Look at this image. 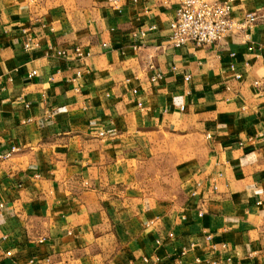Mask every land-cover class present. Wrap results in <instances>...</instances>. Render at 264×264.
<instances>
[{"label": "crops", "instance_id": "1", "mask_svg": "<svg viewBox=\"0 0 264 264\" xmlns=\"http://www.w3.org/2000/svg\"><path fill=\"white\" fill-rule=\"evenodd\" d=\"M178 1L0 0V264H264V0L175 48Z\"/></svg>", "mask_w": 264, "mask_h": 264}, {"label": "built area", "instance_id": "2", "mask_svg": "<svg viewBox=\"0 0 264 264\" xmlns=\"http://www.w3.org/2000/svg\"><path fill=\"white\" fill-rule=\"evenodd\" d=\"M233 0L223 1H208V0H179L174 10V14L168 23L169 28V40L170 44L179 48L187 44H193L194 46H206L211 44H220L227 35L236 32H244V37L247 36V29L253 27L259 17L257 13L250 11L245 12L241 19H236L232 16ZM153 29V26L148 28ZM140 35H144V31L139 32ZM37 44L32 43L28 39L24 43V48L29 50L35 47ZM73 54L79 59H84L89 54L84 53L80 47L76 46L72 50ZM58 56H66L67 52L64 49H58L55 51ZM233 66H231V69ZM36 74V71H32L29 76ZM81 70H77L75 77H81ZM161 74L156 73L152 76V80L160 79ZM235 78L240 79L241 74L236 73ZM185 80L189 79V75L184 77ZM254 84H259L255 81ZM182 108V106H181ZM103 135V132H100ZM15 148H12L11 152H14ZM9 155V153L7 154ZM186 252L183 249L182 254ZM200 262L199 259H196Z\"/></svg>", "mask_w": 264, "mask_h": 264}]
</instances>
